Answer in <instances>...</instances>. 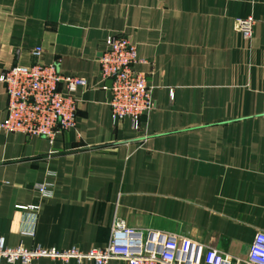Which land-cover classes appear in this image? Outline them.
I'll list each match as a JSON object with an SVG mask.
<instances>
[{"label": "crops", "instance_id": "obj_1", "mask_svg": "<svg viewBox=\"0 0 264 264\" xmlns=\"http://www.w3.org/2000/svg\"><path fill=\"white\" fill-rule=\"evenodd\" d=\"M247 15L250 39L234 27ZM110 35L135 45L155 101L137 130L110 118L99 64ZM34 47L87 84L73 93L75 128L52 142L0 131L6 245L87 251L107 243L117 217L247 254L264 231V0H0V74L31 65ZM6 107L0 82V122ZM38 183L51 195L38 197Z\"/></svg>", "mask_w": 264, "mask_h": 264}, {"label": "built area", "instance_id": "obj_2", "mask_svg": "<svg viewBox=\"0 0 264 264\" xmlns=\"http://www.w3.org/2000/svg\"><path fill=\"white\" fill-rule=\"evenodd\" d=\"M253 24L251 15L234 20L235 29L246 39L252 37ZM105 46L99 64L102 80L111 81L106 87L110 92L111 121L128 118L137 130L140 117L155 107L151 87L145 75L133 68L137 62L134 44L123 35H110ZM40 53L41 48L34 47L35 60L31 65H13L0 74L7 96L6 116L0 122V131H19L52 142L57 134L75 128L77 101L73 93L87 83L83 77L61 74L54 63L39 62ZM60 84L64 90L59 88ZM35 187L38 197L51 195L48 183H38ZM39 257L94 264H107L111 259L123 264H264V231L254 234L244 257L229 255L182 234L156 229L142 231L117 217L112 220L107 243L87 251L39 245L11 247L0 236V262L30 264Z\"/></svg>", "mask_w": 264, "mask_h": 264}, {"label": "water", "instance_id": "obj_3", "mask_svg": "<svg viewBox=\"0 0 264 264\" xmlns=\"http://www.w3.org/2000/svg\"><path fill=\"white\" fill-rule=\"evenodd\" d=\"M110 84H111V81L108 80V86H110ZM109 99H110V92H109Z\"/></svg>", "mask_w": 264, "mask_h": 264}]
</instances>
